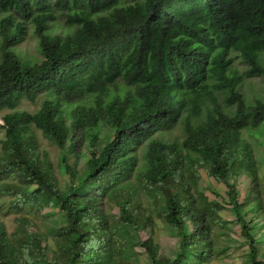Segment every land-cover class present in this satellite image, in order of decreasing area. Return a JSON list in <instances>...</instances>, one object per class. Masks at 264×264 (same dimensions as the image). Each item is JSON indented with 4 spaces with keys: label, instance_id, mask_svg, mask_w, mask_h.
I'll list each match as a JSON object with an SVG mask.
<instances>
[{
    "label": "trees",
    "instance_id": "16d2710c",
    "mask_svg": "<svg viewBox=\"0 0 264 264\" xmlns=\"http://www.w3.org/2000/svg\"><path fill=\"white\" fill-rule=\"evenodd\" d=\"M61 17L71 33L56 32ZM30 29L42 57L32 64L15 52ZM235 59L246 64L244 72L233 69ZM252 78L264 80V0H0V114L9 111L0 180L12 176L22 184H3L0 193L17 196V207L43 209L48 197L61 209L66 225L60 232L73 236L65 264H79L80 250L95 242L105 250L90 261L118 264L100 196L118 186L113 200L137 228L129 212L134 193L123 195L119 183L141 176L163 191L165 221L180 236L174 260L153 262L204 264L211 233L189 191L203 167L228 187L251 264H264L228 180L232 165L254 167L256 142H264V93L250 97L244 90ZM40 93L46 101L38 113L18 110ZM225 95L221 107L218 96ZM179 121L185 139L165 142L162 131ZM104 125L114 140L86 173L62 154L61 170L71 183L60 187L33 129L52 135L59 150L73 151L80 137L96 142ZM7 243L0 232V264H24Z\"/></svg>",
    "mask_w": 264,
    "mask_h": 264
},
{
    "label": "rangeland",
    "instance_id": "374dc122",
    "mask_svg": "<svg viewBox=\"0 0 264 264\" xmlns=\"http://www.w3.org/2000/svg\"><path fill=\"white\" fill-rule=\"evenodd\" d=\"M121 2L127 3V1ZM64 24L65 19L61 17L57 33L72 32L66 29ZM32 33L33 30L30 29L26 40L15 49L19 57L30 61L31 64L42 59L38 50V41ZM233 69L242 73L247 66L240 59H235ZM244 87L250 97L263 94L264 80L262 78L248 79ZM226 97L228 95L218 96L221 107L226 105ZM45 101L46 93H40L34 103L23 101L18 110L30 114L38 113ZM8 113L9 111H4L0 114V152L1 142L5 139L6 133L3 117ZM201 116L199 114L197 117L201 119ZM67 124L70 126L71 122ZM33 131L40 157H48L52 174L57 179L58 185L64 188L71 182L68 175L61 170L62 154H68L71 165L80 172L86 173L92 158L97 159L103 149H106L114 140L113 130L105 126L96 142L90 138L88 140L80 137L73 151L68 148L62 151L53 145L52 135H48L41 128L33 129ZM161 135L165 142H174L176 139L182 142L186 137L184 126L180 121L174 127L162 131ZM158 137L159 134L156 135V138ZM256 143L259 145L254 149V167L248 168L236 163L230 167L228 180L239 192L241 213L244 219L254 227L252 231L259 249V259L264 263V142L262 143L259 139ZM141 149H138V153L144 162ZM134 174L139 172L136 171ZM3 184L12 187L22 186L21 181L12 176L0 180V189ZM119 186L123 195L129 191L134 193L129 212L136 216L139 224L135 228L132 224L126 223L121 216L120 209L113 200L118 186L108 188V192L100 196L104 215L111 220V236L116 242L114 246L116 262L118 264H155L154 257L161 262L174 260L178 254L180 236L165 221L163 191L146 178L136 175L124 183H119ZM24 189L28 193L32 190L30 187H24ZM177 190L176 184H172L171 191L175 193ZM189 191L194 194L199 210L203 211L205 223L211 233V256L206 257L204 264H251L248 240L231 204L226 183L219 182L208 174L206 168L199 167V182H190ZM17 198L15 195L0 193V232L8 239V250L18 255L24 264L29 262L31 264H65L68 256L73 254L68 245L73 236L67 237L65 233L60 232L66 225V216L61 209L55 208L52 205L53 201L48 197H44L41 205L43 209H32L29 205L17 207L14 206ZM94 244L80 250L79 255L82 259L79 264H95L90 259L104 252L105 249L100 242Z\"/></svg>",
    "mask_w": 264,
    "mask_h": 264
}]
</instances>
